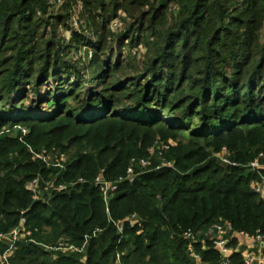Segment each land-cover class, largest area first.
<instances>
[{
  "label": "trees",
  "instance_id": "obj_1",
  "mask_svg": "<svg viewBox=\"0 0 264 264\" xmlns=\"http://www.w3.org/2000/svg\"><path fill=\"white\" fill-rule=\"evenodd\" d=\"M62 2L52 12L57 0H0V130H10L0 136V234L21 218L31 233L7 264H195L187 230L229 222L264 236V200L252 190L264 181V0ZM75 10L81 31L68 26ZM118 12L129 19L118 46L145 49L133 75L105 59ZM58 29L71 30L69 43ZM88 30L90 78L66 59ZM14 127L28 129L33 151L63 153L65 169L32 160ZM169 141L173 168L156 170L148 149ZM223 148L235 166L221 162ZM132 158L150 164L118 186L107 214L93 181L117 180ZM255 159L262 168L251 172ZM35 177L36 197L27 189ZM131 215L119 233L115 223ZM59 243L73 250H49ZM9 245L0 240V253ZM193 250L203 264L221 261L209 246Z\"/></svg>",
  "mask_w": 264,
  "mask_h": 264
},
{
  "label": "built area",
  "instance_id": "obj_2",
  "mask_svg": "<svg viewBox=\"0 0 264 264\" xmlns=\"http://www.w3.org/2000/svg\"><path fill=\"white\" fill-rule=\"evenodd\" d=\"M61 3V0H57V3ZM115 21L113 25H115ZM22 135H26L28 132L26 130H21ZM172 146L171 142L160 145L155 144L153 147L148 149V156L151 157L156 154L158 155V160L160 163L156 165V170L160 168H173V163L171 161H166L163 158V154L169 150ZM32 160H39L47 166H53L60 170H64V164L66 162V156L56 150L48 151L42 149L40 151L30 150ZM223 156V154L221 155ZM148 157V158H149ZM148 158H132L129 162V166L126 168L123 176L119 177L117 180L110 181L102 176H97L93 185L99 190L102 195L104 204L106 206V211L108 214V204L109 200L112 198L113 194L117 191L118 186L122 183H132L135 177L138 175L135 173V167H138L142 171L146 169L150 162ZM221 158V157H220ZM224 164H229V161L222 159ZM249 168L256 172L262 168V164L259 159H255L249 164ZM41 179L35 177L32 179L28 185L27 189L36 197L38 195V187L40 185ZM77 183H85L83 179H78ZM46 188L54 185V181H44ZM66 186L60 184L56 187L57 191H63ZM252 190L257 193L264 200V181L256 182L252 186ZM23 214V213H21ZM137 218L135 215H131L128 219L123 221H118L115 223L117 231L122 233L124 223H128L133 226ZM25 219L21 218L18 226L7 234H0V240H5L9 242V248L4 252L0 253V264H7L10 255L12 254L13 245L27 236H30V231L25 227ZM182 238L187 240L190 244L188 248L189 257L194 261L195 264H203L201 261L200 254L193 250V245H199L202 250H206L208 246L215 250L220 256L219 264H229L231 257L238 255L243 264H264V236L260 231L250 234L245 231H238L233 228L231 223L224 222L220 224H214L204 230H187L182 233ZM64 243H59L57 247H49L50 251H65L73 250L72 247L65 248ZM118 258V255H117Z\"/></svg>",
  "mask_w": 264,
  "mask_h": 264
},
{
  "label": "rangeland",
  "instance_id": "obj_3",
  "mask_svg": "<svg viewBox=\"0 0 264 264\" xmlns=\"http://www.w3.org/2000/svg\"><path fill=\"white\" fill-rule=\"evenodd\" d=\"M53 3V2H52ZM62 0L61 3L59 2V4H56L55 7L52 9V12H57L59 7L62 4ZM176 10V5L174 4H170V6H168L167 8V19L168 21L171 19L172 16V12H175ZM77 13L78 11L75 10L74 15L69 19L68 21V26L71 28V30L74 31H81V24H77ZM114 22H112L110 24V29L113 32V34L115 35V38L113 39H108V44H107V48H106V57L105 59H109L111 58V61H121V69L122 72L121 74H123L124 76L126 75H133L138 68L141 67L142 61L144 60V53H145V49L143 48L142 45H140L137 48H130L125 42L124 45L122 46H118V43L116 42V37L118 36V34H120L121 32H124L127 28V23H129V19L127 18L126 14L122 13V12H118L117 13V19L115 20V25H113ZM71 30H63V29H58V33L60 34V36L62 37V39H64V41L66 43H69L70 38H71ZM49 33V31H48ZM82 35V37H84V45L85 46H79L78 48H71L67 54L66 59H68L69 61H71V63H73L76 67H78V69L83 70L84 74L87 76V78H90L91 74V70H88L89 67V61H90V57H91V49L88 48V46H86V44L93 42L96 40V37L93 35V33H91V30H88L86 32L80 33ZM260 38L261 41L264 42V27L261 31L260 34ZM120 74V73H119ZM73 79V78H72ZM29 99L33 100V96L32 94L29 93ZM25 104L29 103V100H25L24 101ZM26 130L28 133V129L22 128L21 130ZM19 127H14L13 128V132L10 133L11 137H16L19 134ZM10 130H6V129H2L0 130V136L9 133ZM26 135H19L18 140L19 142H21L22 144H24L28 150H33V148L27 144L25 142V140L23 138L27 137L29 134ZM172 143V141H169ZM173 145V143H172ZM222 153L224 154V156H221V154L218 155V157H221L220 160L223 163L222 159H227L226 156V149L223 148ZM229 161V160H228ZM225 165H233L235 166L234 163H231L229 161V164H225ZM249 167V165H248ZM249 170L251 172L252 171L250 168ZM96 235V232L93 236ZM190 247V245H189ZM210 247V246H209ZM211 248V247H210ZM220 263V261L218 262V264Z\"/></svg>",
  "mask_w": 264,
  "mask_h": 264
}]
</instances>
